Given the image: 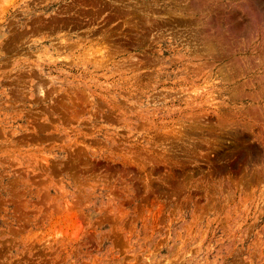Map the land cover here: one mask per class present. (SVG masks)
Here are the masks:
<instances>
[{
    "label": "rangeland",
    "instance_id": "rangeland-1",
    "mask_svg": "<svg viewBox=\"0 0 264 264\" xmlns=\"http://www.w3.org/2000/svg\"><path fill=\"white\" fill-rule=\"evenodd\" d=\"M0 264H264V0H0Z\"/></svg>",
    "mask_w": 264,
    "mask_h": 264
},
{
    "label": "bare ground",
    "instance_id": "bare-ground-1",
    "mask_svg": "<svg viewBox=\"0 0 264 264\" xmlns=\"http://www.w3.org/2000/svg\"><path fill=\"white\" fill-rule=\"evenodd\" d=\"M261 1V0H260ZM262 16V15H261ZM262 18V17H261Z\"/></svg>",
    "mask_w": 264,
    "mask_h": 264
}]
</instances>
